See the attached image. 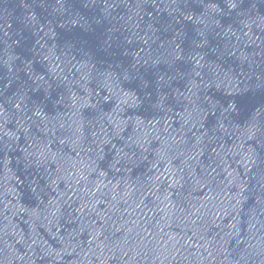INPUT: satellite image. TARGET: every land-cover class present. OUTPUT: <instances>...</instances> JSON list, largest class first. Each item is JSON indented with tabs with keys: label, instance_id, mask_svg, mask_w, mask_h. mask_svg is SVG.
Listing matches in <instances>:
<instances>
[{
	"label": "water",
	"instance_id": "1",
	"mask_svg": "<svg viewBox=\"0 0 264 264\" xmlns=\"http://www.w3.org/2000/svg\"><path fill=\"white\" fill-rule=\"evenodd\" d=\"M0 264H264V0H0Z\"/></svg>",
	"mask_w": 264,
	"mask_h": 264
}]
</instances>
